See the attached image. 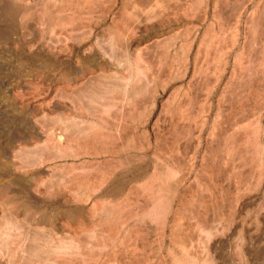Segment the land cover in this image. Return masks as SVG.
Wrapping results in <instances>:
<instances>
[{
	"label": "rangeland",
	"instance_id": "1",
	"mask_svg": "<svg viewBox=\"0 0 264 264\" xmlns=\"http://www.w3.org/2000/svg\"><path fill=\"white\" fill-rule=\"evenodd\" d=\"M264 264V0H0V264Z\"/></svg>",
	"mask_w": 264,
	"mask_h": 264
},
{
	"label": "bare ground",
	"instance_id": "2",
	"mask_svg": "<svg viewBox=\"0 0 264 264\" xmlns=\"http://www.w3.org/2000/svg\"><path fill=\"white\" fill-rule=\"evenodd\" d=\"M210 264H216V263L212 261V262H210Z\"/></svg>",
	"mask_w": 264,
	"mask_h": 264
}]
</instances>
